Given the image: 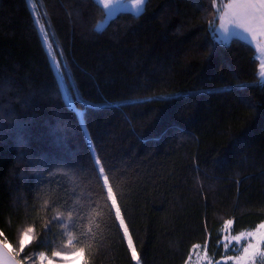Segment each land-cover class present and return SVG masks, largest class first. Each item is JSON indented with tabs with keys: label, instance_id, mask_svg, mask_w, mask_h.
<instances>
[{
	"label": "trees",
	"instance_id": "trees-1",
	"mask_svg": "<svg viewBox=\"0 0 264 264\" xmlns=\"http://www.w3.org/2000/svg\"><path fill=\"white\" fill-rule=\"evenodd\" d=\"M216 14L212 0L108 19L95 0H0V240L19 249L34 228L19 261L83 248L79 264H185L197 246L216 259L226 220L234 234L264 221L260 61L216 39Z\"/></svg>",
	"mask_w": 264,
	"mask_h": 264
},
{
	"label": "rangeland",
	"instance_id": "rangeland-1",
	"mask_svg": "<svg viewBox=\"0 0 264 264\" xmlns=\"http://www.w3.org/2000/svg\"><path fill=\"white\" fill-rule=\"evenodd\" d=\"M229 2L230 0H215L214 6H216L217 9L216 17H218V20L217 23H215L212 27L214 36L216 37V39L222 41H228L232 36L245 39L248 42L250 41L249 43L253 44L255 50H257V58H259L260 61L259 72L261 78L264 79V25L260 23L250 24V27L252 29L250 33H245L242 29L237 28L233 25H227L230 31L229 33L225 34L220 29V25L225 22L222 18V13L224 11V6ZM234 10L239 11L240 9L236 8ZM33 13L35 14L34 11ZM103 22L99 23L98 26L101 27L102 25H104ZM37 24L40 27L41 36L43 37L44 44L48 49V53L50 54V59H52L54 70H56L57 72L58 79L61 80L60 70H57L58 67L56 59L52 57V53L49 48L48 37H46V39L44 38V28L38 21ZM228 221L231 220H226V222ZM262 224H264V221L260 222L259 225L252 229L243 230L241 232H238L237 234H234L230 231L231 223H225L221 231L223 234L222 241L224 243V253L222 254L223 256L214 259L212 256L206 254L205 249L195 247L189 255L190 257L185 264H217V262L218 264H264V255H262L264 254V240L261 239V237H264V228L260 227V225ZM233 237H238L239 239H233ZM1 241H4V243L11 245L9 242L3 239H1ZM226 244L228 245L227 247H225ZM249 244L253 245V247L249 249L248 253H245L244 249L248 247ZM12 248L14 249V246H12ZM15 250L16 252L19 251L18 248H16ZM64 256H66L67 258H64ZM75 257V255L69 252L68 254L62 255V261H59L58 263L52 261V264H79V261L75 259ZM240 257H245V259L238 260V258Z\"/></svg>",
	"mask_w": 264,
	"mask_h": 264
},
{
	"label": "snow or ice",
	"instance_id": "snow-or-ice-1",
	"mask_svg": "<svg viewBox=\"0 0 264 264\" xmlns=\"http://www.w3.org/2000/svg\"><path fill=\"white\" fill-rule=\"evenodd\" d=\"M27 2L31 4V0H27ZM95 2L98 4L102 2L104 9H108L110 7V0H95ZM212 2L215 3V0H212ZM145 3H146V0H135V6L137 7V11H142V7L140 6H142ZM236 8H239L240 10L239 11L234 10ZM222 18L224 19L225 22L220 25V29L225 34L229 33L230 31L227 25H233L237 28L242 29L245 33H250L252 31L250 24L260 23L264 25V0H230V2L224 6ZM46 37H47V33H44V38L46 39ZM57 70L59 71V69ZM95 163L100 164V161L96 159ZM104 172H105V169L101 166L98 170L97 176L99 177L100 175H103ZM103 184L107 186V199L111 201L110 211L111 209L114 208L115 217L116 219L119 220V226L123 228L124 236L128 238V247L129 249H131L132 258L138 261L139 257L137 256L136 250L132 245L131 237L129 236L127 226L125 225L124 219L121 215V210L119 206L117 205L116 197L113 193L112 186L109 184V177L107 175H103ZM72 217H73V213L68 212V218L71 219ZM226 223L230 224L231 221H228ZM47 227L48 225L46 224L45 228ZM260 227L264 228V224L260 225ZM33 232H34V228L28 227L25 231L21 233L20 240H19V252H16V250L13 249L11 245L4 243V241H0V247H3L4 249L8 250L5 252L6 256L8 255L9 252H16V255H19V253L23 252L26 247L25 240L28 237L29 233H33ZM0 235H2V233H0ZM248 235H251V234H248ZM233 239H239V238L233 237ZM261 239L264 240V237H261ZM227 246L228 245L226 244L225 247ZM252 247L253 245L249 244L248 247L244 249L245 253H248L249 249ZM84 251L85 249L83 248H77L74 251L73 255H80ZM62 255L63 254L60 252H56V251L52 252V257H58ZM9 258L14 259V257H9ZM37 258L41 261V264H43V261L46 258L45 253L43 252L39 253V256ZM64 258H67V257L64 256ZM31 259L32 258L30 256L24 257V260H31ZM244 259L245 257L238 258V260H244ZM15 264H23V261H16ZM49 264H52L51 260H49ZM85 264H87V262H85Z\"/></svg>",
	"mask_w": 264,
	"mask_h": 264
},
{
	"label": "crops",
	"instance_id": "crops-1",
	"mask_svg": "<svg viewBox=\"0 0 264 264\" xmlns=\"http://www.w3.org/2000/svg\"><path fill=\"white\" fill-rule=\"evenodd\" d=\"M101 4L103 5L102 2ZM126 10L132 11L134 13L139 12L137 11V7L135 6V0H110V7L108 9H105L106 19L115 15V13L118 11H126ZM258 61H259V58H258Z\"/></svg>",
	"mask_w": 264,
	"mask_h": 264
},
{
	"label": "water",
	"instance_id": "water-1",
	"mask_svg": "<svg viewBox=\"0 0 264 264\" xmlns=\"http://www.w3.org/2000/svg\"><path fill=\"white\" fill-rule=\"evenodd\" d=\"M1 241V240H0ZM8 251L7 249H4L3 247H0V264H15L16 261H18L15 257V255L11 252L8 253V255H5V252ZM9 257H14V259H11Z\"/></svg>",
	"mask_w": 264,
	"mask_h": 264
},
{
	"label": "flooded vegetation",
	"instance_id": "flooded-vegetation-1",
	"mask_svg": "<svg viewBox=\"0 0 264 264\" xmlns=\"http://www.w3.org/2000/svg\"><path fill=\"white\" fill-rule=\"evenodd\" d=\"M15 255V254H14ZM16 257V256H15ZM17 259V258H16ZM18 260V259H17ZM19 261V260H18Z\"/></svg>",
	"mask_w": 264,
	"mask_h": 264
}]
</instances>
